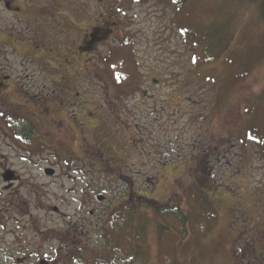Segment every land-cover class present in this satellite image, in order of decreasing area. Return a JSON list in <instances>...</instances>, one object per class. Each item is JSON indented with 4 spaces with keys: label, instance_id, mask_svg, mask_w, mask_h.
I'll list each match as a JSON object with an SVG mask.
<instances>
[{
    "label": "rangeland",
    "instance_id": "374dc122",
    "mask_svg": "<svg viewBox=\"0 0 264 264\" xmlns=\"http://www.w3.org/2000/svg\"><path fill=\"white\" fill-rule=\"evenodd\" d=\"M44 1L45 15L52 16H44L40 26L55 42L45 44L48 80L39 84L65 88L61 76L81 92L88 109L92 106L97 127L85 136L80 123H69L74 143L63 133L51 141L49 134L34 131L23 140L31 146L22 151L15 143L22 123L0 125V154H11L18 172L31 179L36 172L28 169L46 166L58 174L47 179V189H39L36 203L17 184L15 195L23 199L11 206L16 248L25 240L27 247L36 246L39 233L47 234L48 247L56 243L55 231L66 236L70 217L81 225L80 204L108 188L112 218L105 233L119 236L125 221L115 217V199L132 183L153 201L136 199L126 206L128 248L123 255L114 246L117 261L264 264L261 0ZM17 22L11 15V32L25 28L20 16ZM85 32L86 41L96 36L97 48L86 47L93 54L79 47ZM37 73L34 64L11 61L12 80L23 79L25 87L35 85ZM34 142L39 148L33 149ZM95 146L117 154L110 155L112 166L102 170L92 157ZM69 154H75L70 161ZM83 228L78 230L94 231ZM49 256L64 262L55 253Z\"/></svg>",
    "mask_w": 264,
    "mask_h": 264
},
{
    "label": "flooded vegetation",
    "instance_id": "af4514ba",
    "mask_svg": "<svg viewBox=\"0 0 264 264\" xmlns=\"http://www.w3.org/2000/svg\"><path fill=\"white\" fill-rule=\"evenodd\" d=\"M46 5L47 3L44 0H0V23L2 24V27H0V125L6 127L5 124L8 121L22 123L24 130L21 132V136L17 135L19 133L17 128L11 129V132H16L17 137L15 139L17 141L14 140L13 135H10L16 145L21 143L19 149L22 151L31 146L23 140L27 136H32L34 131L43 136L49 134L51 141L59 140L60 137L65 135L71 138L70 143H74L76 134H74L73 125L69 123H80L84 134L87 132L88 134L92 133L97 127L92 122L97 117L91 112L92 106H90L91 110L88 109V103L80 100L81 92L77 88L69 86L70 84L63 81L61 76L59 78L65 88L63 86L48 88L46 84L42 86L39 84L40 81L47 83L48 80V72L44 63L49 62V53L48 46L45 47V44L49 45L48 40L55 42V40H52L53 38L49 39L48 32H44L40 26L44 16H52L48 11L45 15L46 8L44 7ZM11 15L14 16L16 22L20 16L19 26L25 28L11 32ZM28 22L29 25H27ZM88 36V33H83L84 40H80L83 43H80L79 47L82 45V51L85 50L93 54L95 51L92 49L86 50V47L94 46V49L97 48V39L96 36L91 34L92 40L86 41ZM85 44L88 46H85ZM78 53L80 54V51ZM50 57H56V53L51 51ZM79 58L80 56L76 55L77 62ZM13 60L20 62L23 67L31 64L36 65L38 73L34 80L35 85L28 84L25 87L23 79L12 80L11 61ZM57 80L59 79H50L53 83ZM24 122H26L25 125ZM97 122L100 121L97 120ZM26 125H28V128H26ZM84 134H82V137L85 138L86 134L85 136ZM41 145L44 146L43 141ZM39 146L40 143L37 142L32 144L33 149H37ZM91 147H94V143ZM106 149L107 147H96L94 154H92L93 158L95 157L97 161L103 164L102 170L106 169L108 165L112 166L110 161L113 157H110V155H117L108 154V156L105 152ZM70 152L73 153L74 151L70 150ZM74 155L69 154L67 156L68 161L72 160ZM28 162L34 163L33 159ZM28 170L36 172V175L31 177L32 180L30 177H26L28 172L25 173L20 170L24 172V174H21L14 163L11 166V154H0V264H124L123 258H120L119 261L114 258L113 248L115 246L121 254H127V218L124 215L127 211L126 206L128 204L133 205L132 202H135L136 199L147 202L149 200L147 196L141 195L132 183L127 186L126 191L119 189L120 196L115 199L117 201L115 207L118 212V214L116 212L115 217H124L123 220L125 221L123 224L125 227H121L122 232L119 236L109 238L105 233L106 224L111 222L112 218V189L108 188L105 193L100 191L97 195H94L93 192V197L89 201L80 204L78 210L84 214L81 225L70 217V223L66 226L68 228L66 236L60 237L61 233L55 231L58 237L52 240H57L56 243L48 247L47 243L44 242L47 234L41 236L39 233L36 246L27 247L25 240L22 241L20 246H24L23 248H16L15 245H19L20 242L16 238L11 240V232L15 233V231H11V206L17 208L16 205H19L23 199L22 196L15 195V191L19 189L16 188L17 184L20 183L18 187L25 188L28 199L36 203L39 189L43 187L47 189V179L58 175L56 168L46 166L33 167ZM41 179H43L42 182ZM74 200L77 199L74 198ZM152 201L149 200L148 202ZM109 202V206H105ZM86 207L87 209H84ZM41 209L46 211L44 207ZM52 211L60 213L57 207H53ZM89 218H95L97 223L93 220L88 221ZM77 221H79V218H77ZM84 225L92 227L94 231H81V229H85L83 228ZM78 228L81 229L78 230ZM22 230L26 235L27 226H24ZM100 239H103V241L100 242ZM49 253H55L57 258H60L61 261L64 260V262L51 261L52 257L49 256Z\"/></svg>",
    "mask_w": 264,
    "mask_h": 264
},
{
    "label": "trees",
    "instance_id": "16d2710c",
    "mask_svg": "<svg viewBox=\"0 0 264 264\" xmlns=\"http://www.w3.org/2000/svg\"><path fill=\"white\" fill-rule=\"evenodd\" d=\"M259 9H260V12H261V15H262V17L264 18V0H261L260 1V3H259ZM208 33V32H207ZM219 35V34H218ZM218 35H213L214 36V38L216 39L217 37H218ZM139 241V239L138 240H136V243ZM132 242V241H131ZM126 244H127V236H126ZM127 246V245H126ZM137 246H139V244H137ZM128 248V247H127ZM137 249H138V247H137Z\"/></svg>",
    "mask_w": 264,
    "mask_h": 264
}]
</instances>
